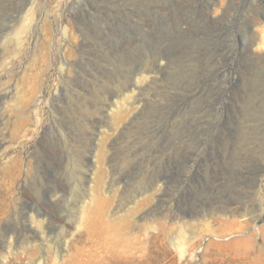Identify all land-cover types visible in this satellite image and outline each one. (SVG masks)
Instances as JSON below:
<instances>
[{
  "label": "rangeland",
  "instance_id": "374dc122",
  "mask_svg": "<svg viewBox=\"0 0 264 264\" xmlns=\"http://www.w3.org/2000/svg\"><path fill=\"white\" fill-rule=\"evenodd\" d=\"M0 264H264V0H0Z\"/></svg>",
  "mask_w": 264,
  "mask_h": 264
}]
</instances>
